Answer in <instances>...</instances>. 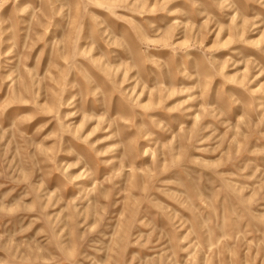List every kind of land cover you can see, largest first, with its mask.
<instances>
[{
	"label": "rangeland",
	"instance_id": "obj_1",
	"mask_svg": "<svg viewBox=\"0 0 264 264\" xmlns=\"http://www.w3.org/2000/svg\"><path fill=\"white\" fill-rule=\"evenodd\" d=\"M0 264H264V0H0Z\"/></svg>",
	"mask_w": 264,
	"mask_h": 264
}]
</instances>
